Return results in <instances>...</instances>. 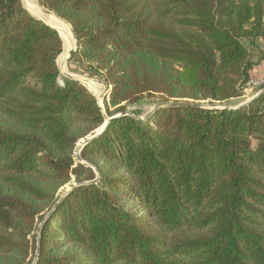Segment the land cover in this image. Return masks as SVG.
I'll return each instance as SVG.
<instances>
[{"label": "trees", "instance_id": "16d2710c", "mask_svg": "<svg viewBox=\"0 0 264 264\" xmlns=\"http://www.w3.org/2000/svg\"><path fill=\"white\" fill-rule=\"evenodd\" d=\"M39 3L107 91L103 110L60 33L0 0V264H264V94L126 114L244 95L264 0Z\"/></svg>", "mask_w": 264, "mask_h": 264}, {"label": "rangeland", "instance_id": "374dc122", "mask_svg": "<svg viewBox=\"0 0 264 264\" xmlns=\"http://www.w3.org/2000/svg\"><path fill=\"white\" fill-rule=\"evenodd\" d=\"M38 2H39V0H38ZM46 10H48V9H46ZM48 11H50V10H48ZM75 41H76V39H75ZM75 47L77 48V41L75 42ZM66 62H67V64H66V71H64V72L70 73L73 76L81 79L84 82L85 86L91 92H93V91L86 84V82H85L86 80L91 81L92 83H94L100 89L101 98L98 96V94H96L94 92L93 93L99 99L101 105L104 107V105H103V97L106 94L107 87H106V84L101 79V77L99 75H97V74H94V73H91V72H87L86 70H84L83 68H80L78 66L69 65V63H68L69 62V59L68 58H67ZM59 68H60L61 74L64 75V72H63V70H62V68L60 66V63H59ZM261 89L262 88H259V89H257V88L251 89V88H249L247 86V89L244 90V95H242L239 98H236V99L231 100L230 103H229V105L230 106H233V107L238 106L241 103H243V102L247 101L248 99L252 98ZM157 102H158V99L157 98H144L140 102L136 103L135 105L129 106L128 110L129 111H138L141 116H144V115L148 114L154 108V106L157 104ZM82 142H83V140L79 143L80 146L82 145ZM80 146H79V148H80ZM66 188L69 189L70 188L69 185H67Z\"/></svg>", "mask_w": 264, "mask_h": 264}, {"label": "bare ground", "instance_id": "6f19581e", "mask_svg": "<svg viewBox=\"0 0 264 264\" xmlns=\"http://www.w3.org/2000/svg\"><path fill=\"white\" fill-rule=\"evenodd\" d=\"M24 2L34 16L44 19L58 29L63 40V52L58 58V63H60L63 72L66 71V60L69 58L70 49L75 47L76 42L71 26L54 12L46 10L41 6L38 0H24ZM85 82L89 88L101 98L100 89L91 81L86 80Z\"/></svg>", "mask_w": 264, "mask_h": 264}, {"label": "water", "instance_id": "95a60500", "mask_svg": "<svg viewBox=\"0 0 264 264\" xmlns=\"http://www.w3.org/2000/svg\"><path fill=\"white\" fill-rule=\"evenodd\" d=\"M22 2H23V4H24V6L26 7V5H25V3H24L23 0H22ZM26 8H27V7H26ZM27 9H28V8H27ZM30 13H31V12H30ZM37 18H38V17H37ZM39 19H41V20L44 21L46 24L50 25L51 27L55 28V29L58 31V29H57L55 26L49 24V23H48L47 21H45L44 19H42V18H39ZM74 51H76V47L70 49L69 58H70L71 54H72ZM69 58H68V59H69ZM64 75L67 76V77H69V78L76 79V80L80 81L83 85H85L84 82H83L81 79H79V78L73 76V75L70 74V73L64 72ZM263 94H264V88H262V89H261L257 94H255L252 98L248 99V100L245 101L244 103H241L240 105L235 106V107L230 106L229 104H226V103H219V102H190V101H178V100H172V101H168V102H159V103H157V104L154 106V108H153L148 114H146V115H144V116H136V115H134V114H133L131 111H129V110L126 112V114L133 115V116H135V117H137V118H139V119H142V120H147V119H148L153 113H155L157 110H159V109H161V108H164V107H183V106H187V107H193V108H220V109H226V108H227V109H236V108H238V107H240V106H242V105H244V104L249 103L251 100H253V99L257 98V97H260V96L263 95ZM94 95H95V94H94ZM97 99H98V98H97ZM98 101H99V99H98ZM99 104H100V106H101L102 109H103V106L101 105L100 101H99ZM103 110H104V109H103ZM105 119H106V122H105V124L103 125V127L100 128V129L97 131V134H96V135H94V136H92L91 138H88V139H86V140H83L82 145L80 146V148H79L78 151H80L82 148H84V147L87 145V143H89L93 138H95L99 133H101V132H102V131L108 126V124H109L111 118L108 117L107 114H105ZM77 157H78V159L82 160V158H81L79 152H77ZM96 181H97V180H96ZM96 181H95V182H96ZM56 205H57V204H56Z\"/></svg>", "mask_w": 264, "mask_h": 264}, {"label": "crops", "instance_id": "0c3cea01", "mask_svg": "<svg viewBox=\"0 0 264 264\" xmlns=\"http://www.w3.org/2000/svg\"><path fill=\"white\" fill-rule=\"evenodd\" d=\"M252 60L254 61L251 70L252 75L264 79V38H259L256 44L252 46Z\"/></svg>", "mask_w": 264, "mask_h": 264}, {"label": "built area", "instance_id": "2783aa9c", "mask_svg": "<svg viewBox=\"0 0 264 264\" xmlns=\"http://www.w3.org/2000/svg\"><path fill=\"white\" fill-rule=\"evenodd\" d=\"M263 83H264V79H259L256 77V75H252V73H251L247 86L251 89H255V88L260 87ZM246 89H247V87H246Z\"/></svg>", "mask_w": 264, "mask_h": 264}]
</instances>
